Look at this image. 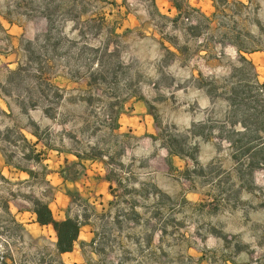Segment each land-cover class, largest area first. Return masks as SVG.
<instances>
[{
    "label": "rangeland",
    "instance_id": "374dc122",
    "mask_svg": "<svg viewBox=\"0 0 264 264\" xmlns=\"http://www.w3.org/2000/svg\"><path fill=\"white\" fill-rule=\"evenodd\" d=\"M154 1L0 0V264H264V0Z\"/></svg>",
    "mask_w": 264,
    "mask_h": 264
},
{
    "label": "trees",
    "instance_id": "16d2710c",
    "mask_svg": "<svg viewBox=\"0 0 264 264\" xmlns=\"http://www.w3.org/2000/svg\"><path fill=\"white\" fill-rule=\"evenodd\" d=\"M173 7L178 11L179 15L183 14L182 11V5L180 1L183 0H170ZM148 3L152 9L155 11V1L154 0H148ZM246 50V49H245ZM242 50H238V52H241ZM250 51V50H246ZM240 58L243 61H246L242 56ZM246 90H243V93L245 91L246 95L243 96L242 89H240L237 86H228L226 88V97H229L230 99L234 100H247L256 102V108L260 109L259 112L264 113V83H258L257 81L253 83L246 84ZM116 120V117H115ZM31 134L37 138L36 143H39L41 140L36 132L31 131ZM42 152H38L35 156V159H37L38 162L41 161L39 158V155ZM174 154V153H172ZM180 155V154H175ZM78 158L80 156H77ZM8 163V162H6ZM18 169H21L20 167L16 166ZM26 171V170H22ZM27 172V171H26ZM30 175H32L31 172H28ZM32 215L35 217V223H37L40 227H51L55 233L56 236V242L54 244V251L56 254H64V253H70L74 250V246L76 243H78L79 233L81 231V228L87 224L86 220L80 219L78 216H70L69 211L66 212L65 218L63 220H56L54 216L52 215V212L49 208L48 202H44L41 199H33L31 202V207L28 210ZM93 241H91L90 244H92ZM79 246H82V242H79Z\"/></svg>",
    "mask_w": 264,
    "mask_h": 264
},
{
    "label": "crops",
    "instance_id": "0c3cea01",
    "mask_svg": "<svg viewBox=\"0 0 264 264\" xmlns=\"http://www.w3.org/2000/svg\"><path fill=\"white\" fill-rule=\"evenodd\" d=\"M102 179V178H101ZM58 180H59V182L61 183V184H65V185H72V186H74L75 187V189H76V192H79L80 190H82L83 188H86L87 186H89V182L88 181H86V180H84V179H76V180H74V181H71L70 183H69V181H68V179L65 177V173H62V175H59V177H58ZM100 182H102V181H100ZM90 185H94V184H91L90 183ZM59 207L60 206H55V208L54 209H52L51 208V206H49V208H50V210H51V212H52V215L54 216V218L56 219V220H63L64 218H65V215H66V212H67V210L64 208L63 210H59ZM32 220H34V222H35V219H34V215H32ZM37 225V224H36ZM87 227V224L86 225H84L82 228H81V230H83V229H85ZM44 228V227H43ZM49 229V228H48ZM80 234H81V231H80V233H79V238L78 239H80ZM75 248H79V242L78 243H76L75 244V246H74V249ZM74 252V250L72 251V252H70V253H64V254H60L61 256H63V255H70V254H72Z\"/></svg>",
    "mask_w": 264,
    "mask_h": 264
}]
</instances>
